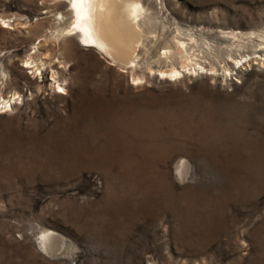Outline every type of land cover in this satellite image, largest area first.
Returning a JSON list of instances; mask_svg holds the SVG:
<instances>
[{
	"label": "rangeland",
	"instance_id": "rangeland-1",
	"mask_svg": "<svg viewBox=\"0 0 264 264\" xmlns=\"http://www.w3.org/2000/svg\"><path fill=\"white\" fill-rule=\"evenodd\" d=\"M168 1L160 38L199 24L221 52L232 30L264 35V0ZM66 4L0 0V97L20 94L0 114V264H264V67L127 70L54 36Z\"/></svg>",
	"mask_w": 264,
	"mask_h": 264
},
{
	"label": "bare ground",
	"instance_id": "bare-ground-1",
	"mask_svg": "<svg viewBox=\"0 0 264 264\" xmlns=\"http://www.w3.org/2000/svg\"><path fill=\"white\" fill-rule=\"evenodd\" d=\"M66 2L67 12L60 17L66 26L54 36L75 35L80 45L94 49L112 64L117 63L127 70H134L143 63L150 72L157 73L161 80L175 81L198 72L214 74L218 70L214 63L224 55H227V58H223L224 64L222 63L221 69L226 76L234 74V71L242 74L244 72L242 66L248 68L252 60L258 61L261 64L260 68L264 67V46L260 45L252 51L248 48L242 50L235 48L243 47L239 44L242 40L254 43L255 37L264 39V35L256 32L247 36L233 30L227 31V35L223 33L225 41L235 47L231 46L229 50L223 51L226 45L221 52L219 45L211 43L213 39L206 40L210 35L212 36L211 31L208 32L206 27L199 24L193 27L187 26L188 32L182 31L183 28L180 27L175 28L178 33H174L175 30L172 29L167 30L163 38H160L161 26L167 29L169 26L167 24L175 23V17L169 10L168 0H66ZM3 23L5 27H9L7 21L3 20ZM201 36H204L203 42L200 41ZM252 54H259L261 58L254 57L249 60L248 56ZM24 65L34 68V72L38 75L43 74L41 66L32 57L24 60ZM53 72V80L56 83L59 81V72L54 68ZM141 83L142 78L134 75L133 84ZM61 91H64V88L59 92ZM19 98L20 94L17 92L7 98L1 96L0 114L12 109ZM58 240H61L59 236L43 232L39 241L46 253L57 254L61 248Z\"/></svg>",
	"mask_w": 264,
	"mask_h": 264
}]
</instances>
